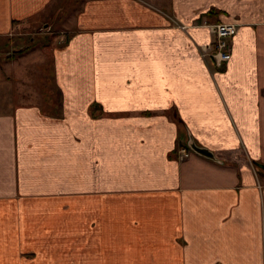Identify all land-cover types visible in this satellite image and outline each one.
<instances>
[{
  "label": "crops",
  "instance_id": "crops-1",
  "mask_svg": "<svg viewBox=\"0 0 264 264\" xmlns=\"http://www.w3.org/2000/svg\"><path fill=\"white\" fill-rule=\"evenodd\" d=\"M52 44L0 68V264H264V0H83Z\"/></svg>",
  "mask_w": 264,
  "mask_h": 264
},
{
  "label": "rangeland",
  "instance_id": "rangeland-1",
  "mask_svg": "<svg viewBox=\"0 0 264 264\" xmlns=\"http://www.w3.org/2000/svg\"><path fill=\"white\" fill-rule=\"evenodd\" d=\"M83 0H54L53 4L54 6H61V12L60 13H53V15H48V17H38L35 19H31L30 21H28L25 25V27L23 25L19 26L18 28L15 29L14 32V36L8 38H3L0 40V68H3L7 73H10L11 76H15L16 72H18V70H20V66L24 65V62L26 63L24 59V56H26V54L22 55H17L13 60L16 61L17 65L19 66H14L13 68L15 70H10L9 68H4V60H3V55L6 52H11L12 49L15 48H24L28 45L34 44L36 45V47H40L41 49L46 48V55H49L53 44V38L58 34V32L63 29L64 24H66L67 20L69 18H71L72 16H74L76 10H79L80 4L82 3ZM57 12V11H56ZM6 39H10L11 42H8V44H6L5 41H7ZM30 54V53H29ZM27 57V56H26ZM21 71V70H20ZM34 81V84H31L32 81ZM36 80V79H35ZM34 79H29L30 85L27 84V86H29L30 89L33 88L34 85H36L35 83H37V81H35ZM42 86L41 83H39L38 81V88ZM37 85H36V91H40L38 90ZM38 100L40 101L42 104V107H44V109H48L49 107H47L46 104H48L45 100H42V96L39 93V96L37 97ZM46 98V97H45ZM43 98V99H45ZM30 100V99H29ZM44 101V102H43Z\"/></svg>",
  "mask_w": 264,
  "mask_h": 264
},
{
  "label": "built area",
  "instance_id": "built-area-1",
  "mask_svg": "<svg viewBox=\"0 0 264 264\" xmlns=\"http://www.w3.org/2000/svg\"><path fill=\"white\" fill-rule=\"evenodd\" d=\"M208 31L213 36L211 44L201 46L199 49L200 57L204 60H212L214 65L221 68L231 58L232 38L236 35L238 26L235 23H217L206 25ZM191 155L189 149H179L177 160L183 161Z\"/></svg>",
  "mask_w": 264,
  "mask_h": 264
},
{
  "label": "trees",
  "instance_id": "trees-1",
  "mask_svg": "<svg viewBox=\"0 0 264 264\" xmlns=\"http://www.w3.org/2000/svg\"><path fill=\"white\" fill-rule=\"evenodd\" d=\"M211 13H212V12H210V13H208V14H211ZM14 23H15V22H14ZM6 40H7V41H5L6 44H8V42H11L10 39H6ZM35 47H36V45L31 44V45H28V46L22 48V51L19 52V53L10 54L9 52H6V53L3 55V60H4V62H9V61L13 60L17 55L19 56V55L26 54L27 52H29L30 50H32V49L35 48ZM261 167L264 168V166H261ZM262 172H263V171H262ZM262 172H261V173H262ZM262 175L264 176V173H262Z\"/></svg>",
  "mask_w": 264,
  "mask_h": 264
},
{
  "label": "water",
  "instance_id": "water-1",
  "mask_svg": "<svg viewBox=\"0 0 264 264\" xmlns=\"http://www.w3.org/2000/svg\"><path fill=\"white\" fill-rule=\"evenodd\" d=\"M22 49L20 48H15V49H12V51L10 52V54H15V53H19L21 52ZM190 148L192 149L193 152L197 153V154H200V155H204L205 154V151H203L202 149H198V147H196V145L191 141L190 143ZM263 173H264V168L263 167H259Z\"/></svg>",
  "mask_w": 264,
  "mask_h": 264
}]
</instances>
